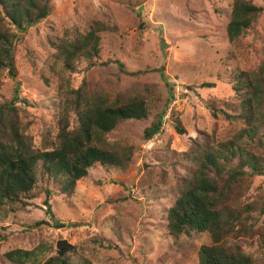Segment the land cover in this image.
<instances>
[{
	"label": "rangeland",
	"instance_id": "1",
	"mask_svg": "<svg viewBox=\"0 0 264 264\" xmlns=\"http://www.w3.org/2000/svg\"><path fill=\"white\" fill-rule=\"evenodd\" d=\"M246 1L262 12L231 44L226 26L234 0H51L48 17L28 29L14 49L16 78L0 71V104L18 97L33 148L50 149L59 92L66 88L144 95L150 115L109 134L132 150L125 170L95 165L65 194L38 166L30 204L0 209V264H11L5 253L19 249L41 250L45 261L55 255L58 241L76 248L73 263L198 264L206 237L174 241L166 235L165 215L195 168L189 152L205 142L217 148L244 128L222 113H239L231 73H253L264 59V0ZM93 21L115 29L101 34L99 64L86 69L79 62L76 71L63 70L51 41L74 39ZM211 108L219 112L216 117ZM160 117L159 132L145 140V128ZM176 121L181 136L174 131ZM254 151L264 156L257 146ZM250 186L244 202L264 201V175L252 178ZM237 243L256 256L264 253L259 234Z\"/></svg>",
	"mask_w": 264,
	"mask_h": 264
},
{
	"label": "trees",
	"instance_id": "2",
	"mask_svg": "<svg viewBox=\"0 0 264 264\" xmlns=\"http://www.w3.org/2000/svg\"><path fill=\"white\" fill-rule=\"evenodd\" d=\"M51 0H0V71L11 79L17 76L14 49L28 29L50 14ZM130 10H131V6ZM262 8L246 0H234L226 35L231 44L252 29ZM115 29L100 21L90 23L88 31L74 39L51 41L54 61L63 70L76 71L79 62L91 69L98 63L101 34ZM231 86L239 103L237 115L244 128L231 140L214 148L205 142L190 151L188 159L195 168L173 205L167 209L166 235L174 241L182 237H206L197 250L198 264H264L260 257L242 249L239 237L259 234L264 243V201L244 202L250 182L264 175V59L257 71L231 73ZM205 84L204 87H212ZM56 113L57 132L50 149L35 150L21 121L17 96L0 104V209L26 207L35 198L37 168L48 180L58 183L60 191L70 194L77 181L88 176L95 165L125 170L132 159L130 147L111 141L109 134L127 121H146L150 115L144 95L128 96L91 91L85 86L59 92ZM65 95V96H64ZM212 116L218 111L211 108ZM174 127L184 134L179 121ZM161 128V117L145 128L143 137L152 139ZM47 211L49 212V206ZM5 209V210H4ZM38 250V249H37ZM264 250V249H263ZM76 248L58 241L55 255L40 261L41 250H12L5 253L11 264H85L73 263ZM73 253V254H74Z\"/></svg>",
	"mask_w": 264,
	"mask_h": 264
}]
</instances>
